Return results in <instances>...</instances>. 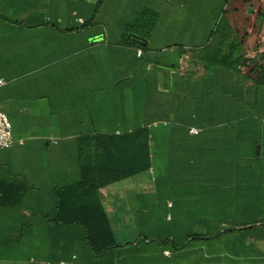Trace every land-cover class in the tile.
<instances>
[{"label": "crops", "instance_id": "1", "mask_svg": "<svg viewBox=\"0 0 264 264\" xmlns=\"http://www.w3.org/2000/svg\"><path fill=\"white\" fill-rule=\"evenodd\" d=\"M245 4L0 0V78L6 80L0 109L13 135L10 146L0 147V264H194L197 248L221 239L214 235L223 227L204 214L262 205L261 190H254L264 180V157L222 154L240 149L239 141L224 136L232 127L231 98L239 102L233 127L242 130L248 117L264 115V86L248 65L235 71L202 60L220 20L228 21L250 57L264 48V30L243 29ZM139 127L149 130L150 149L164 143L190 154L191 172L170 177L179 184L172 188L188 190L162 197L159 207L168 224L174 214H195L192 230L202 244L174 249L148 235L151 191L132 185L140 172L101 187L111 230L106 239L115 245L93 252L87 224L77 221L86 218L85 209L66 205V189L83 176L80 138ZM122 181L129 200L112 190ZM119 212L141 215L136 225ZM170 234L179 245L178 233ZM222 242L237 251L251 243L252 260L264 264V219ZM216 256L215 264H228L227 253Z\"/></svg>", "mask_w": 264, "mask_h": 264}, {"label": "trees", "instance_id": "2", "mask_svg": "<svg viewBox=\"0 0 264 264\" xmlns=\"http://www.w3.org/2000/svg\"><path fill=\"white\" fill-rule=\"evenodd\" d=\"M226 32L229 35H226ZM233 33L234 30L228 21L220 20L210 44L202 51V60L214 65L220 64L235 71H240L241 65H248L249 71L255 73L256 84L264 86V48L254 57H250L242 50V41L232 38ZM257 56L259 59L256 58ZM232 93L237 95V88ZM238 103L237 96L231 98L232 127L224 135L225 140H238L236 138L238 132L234 130L237 128L233 127L234 122L239 118ZM205 134L200 133L199 138ZM150 136L147 128L139 127L120 133L86 134L80 138L79 156L83 176L80 181L66 189V205L73 204L85 209L83 212L86 218L77 221L87 224L93 252H98V249L103 251L115 245L114 241L106 239V231L111 232V230L99 191L101 187L147 171L152 167Z\"/></svg>", "mask_w": 264, "mask_h": 264}, {"label": "rangeland", "instance_id": "3", "mask_svg": "<svg viewBox=\"0 0 264 264\" xmlns=\"http://www.w3.org/2000/svg\"><path fill=\"white\" fill-rule=\"evenodd\" d=\"M246 11L247 14L246 21L244 23L245 27L243 29H251V30H264V0H246ZM220 22V21H219ZM242 24V23H241ZM259 49V48H257ZM260 53V50L256 51L255 54ZM256 58L259 59V56ZM259 87V86H258ZM252 116V115H251ZM254 119L257 121L254 122ZM237 125V124H236ZM238 126V125H237ZM239 128V127H238ZM237 131V137L238 140H230L227 141L240 142V149H229L226 150L225 156L234 155L236 156L237 152H240L242 156H263L264 157V115L259 114L258 116L254 117H248L246 126L239 129H235ZM229 137V135L227 134ZM255 141V142H254ZM254 142V145L252 147V143ZM166 145V144H165ZM257 145H260L262 150L260 149V153H257ZM164 146V143H162L160 148L152 147V164L154 167V170L151 172L143 171L140 173V176L133 177V183L132 185L137 188H142L143 183L145 184V187L147 188L149 186V189L151 191V212H150V224H151V233L148 234L151 237H156V240L158 242H161V244H164L170 248H176V249H188L193 248L197 244H202L198 238H202L201 236H197L195 233L198 230H195L193 228L192 230V224L195 222V214H189V213H178L174 214L175 220L172 223H167L164 220L163 212L160 210L161 202L159 201L162 197H165L166 195L172 197L174 194H176L179 191L188 190L187 187H179L178 182H170V177L174 178L177 174H189L191 172V166L188 165L189 163V153L182 151V150H168L162 148ZM236 146V145H235ZM215 155V154H213ZM180 162L182 165H180ZM184 164V165H183ZM264 167V166H263ZM212 170H210L211 172ZM207 172V170H206ZM139 177V178H138ZM155 178H158L157 181H155ZM149 182V185H146V183ZM119 185H114L112 190L116 191V193L119 195V197H123L127 200L131 199L130 197L124 195L125 188L123 186L126 185V181H122L118 183ZM176 187L172 188V186ZM184 184H189L184 182ZM258 182H256V185ZM118 186V188H117ZM259 186L254 190V192H259L261 190L262 195V205L259 208L254 209V211H248V212H238V211H232L229 213H211V214H204L205 217L207 216L209 219L213 220L216 224L221 225L223 228L221 230H218V232L215 233L214 236L220 235L221 239H213L210 243H204L203 247L197 248V254L193 256V263L194 264H215V260L217 259L216 254L219 252H224L229 255L228 257V264H258L257 261H253V257L251 255L255 252V247L251 245V243L247 244V246L242 247V250L234 249L231 247V249L227 246H224L222 240L226 238L227 236H231L232 234H235L238 230V227H249L254 224V221L257 219H264V180L260 182ZM156 190H159V192L156 193ZM176 192V193H175ZM129 194V193H128ZM159 194V195H158ZM178 194V193H177ZM176 194V195H177ZM141 214L138 213H123L119 212L117 213L118 217H126L127 219H133L137 225V217H139ZM201 215V214H200ZM193 216V217H191ZM194 219V220H192ZM214 223V224H215ZM171 224H176L172 229ZM176 231V232H175ZM193 231V236L191 235V232ZM178 233L177 240L179 241V245L174 244V240L170 233ZM188 239H186L187 234ZM223 233V234H222ZM183 237H185L183 239ZM204 238V237H203ZM214 238V237H213ZM182 239V240H181ZM244 248V249H243ZM204 254V255H203ZM215 254V255H214ZM207 257H204V256ZM207 258H210L207 259Z\"/></svg>", "mask_w": 264, "mask_h": 264}, {"label": "built area", "instance_id": "4", "mask_svg": "<svg viewBox=\"0 0 264 264\" xmlns=\"http://www.w3.org/2000/svg\"><path fill=\"white\" fill-rule=\"evenodd\" d=\"M139 53H141V50ZM5 82L6 80L4 78H0V86ZM191 132L198 133L199 129L196 127H191ZM12 142V123L9 117L0 109V147H8L12 144Z\"/></svg>", "mask_w": 264, "mask_h": 264}, {"label": "water", "instance_id": "5", "mask_svg": "<svg viewBox=\"0 0 264 264\" xmlns=\"http://www.w3.org/2000/svg\"><path fill=\"white\" fill-rule=\"evenodd\" d=\"M257 153H260V145H257Z\"/></svg>", "mask_w": 264, "mask_h": 264}]
</instances>
